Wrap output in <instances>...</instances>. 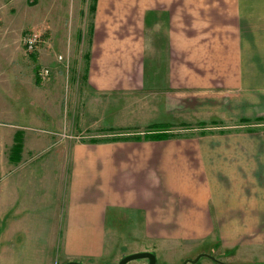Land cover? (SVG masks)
<instances>
[{
  "label": "crops",
  "instance_id": "crops-1",
  "mask_svg": "<svg viewBox=\"0 0 264 264\" xmlns=\"http://www.w3.org/2000/svg\"><path fill=\"white\" fill-rule=\"evenodd\" d=\"M24 1L0 0L1 54L12 66L28 68L20 77L31 82L30 91L38 90L41 108L49 119L57 117L58 129L23 127L19 119L32 121L36 105L24 90L13 102L24 108L12 117L0 114V264H103L111 256L107 237L122 245L127 227L141 245L129 252L166 257L202 248L227 261L254 257L263 264L264 124L237 122L264 117V77L257 75L259 62L244 53L253 44L239 39V2H216L205 11L195 0H96L90 28L67 29L54 24L59 19L43 0V41L27 54L15 25L18 12L10 10ZM161 27L165 59L154 47ZM204 27L208 33L199 37ZM56 47L66 51V63L58 62L63 55H52ZM37 64L51 69L42 88L35 82ZM162 64L165 78L151 68ZM69 81L80 83L67 93ZM160 83L186 94V105L169 122L185 124V133H119L104 141L59 137L72 105L88 117L76 124L80 134L174 129L161 118L165 109L152 117L141 106L147 94L158 97ZM129 96L140 97L134 117H116L133 105L117 98Z\"/></svg>",
  "mask_w": 264,
  "mask_h": 264
},
{
  "label": "rangeland",
  "instance_id": "rangeland-1",
  "mask_svg": "<svg viewBox=\"0 0 264 264\" xmlns=\"http://www.w3.org/2000/svg\"><path fill=\"white\" fill-rule=\"evenodd\" d=\"M43 0H26L24 1L23 6L21 8H10L11 11H17L18 15L16 17L17 21L15 22L16 27L21 29L22 37L25 33L30 32H37L42 35L43 40V34L41 33L43 31V23L47 21L48 18H45V12H46V6L45 4L42 5ZM48 3V6H50L51 10H53L52 13L56 15L57 19L59 20H53L55 25H60L61 27H65L67 29L73 27H84V28H90L93 21V9L96 3V0H45ZM196 3L202 7L206 6L204 8L205 11L210 10L215 6L214 3L221 2V1H229V0H195ZM235 1V0H234ZM239 2L240 10L238 9L239 19H237L236 27H239V39L242 40L244 43L247 42V44H253L254 50L247 49L244 53H247V57L250 59H255L259 62L260 66L259 68V74L261 75V78L264 77V0H237ZM1 5V4H0ZM61 6V9L59 8ZM78 7L81 11V16L78 13ZM31 14V15H30ZM177 16V15H176ZM178 18V16H177ZM156 27V25H154ZM197 31L200 33L199 37H203V35H207L208 29L204 27L203 29H197ZM154 39L156 40V43L154 44V47L156 49V53L159 54L161 59H165V48L166 44L164 42L165 40V32L164 28L161 27V30L157 31L154 34ZM85 42L88 41V34L85 33ZM42 43V42H41ZM41 43L37 47V50L41 46ZM67 45V43H66ZM24 46V45H23ZM2 45H0V114L3 118L12 117L13 110L18 111L23 109L24 107L20 103H13L16 101V98L19 97L20 90H24V92H28L30 94V98L36 105L34 107L35 116L32 121H30V118L27 120L26 118H20L19 121L24 125L25 129H36L39 131L40 129H48L52 133L57 131V117L55 118V115H51V118L49 119L50 115L43 110L40 106V96L38 90L30 91V87L32 85L31 82H28L27 79H23L21 75H26L28 68L23 67H15L12 66V64H9L7 61H4L3 56L1 53H4L5 50H3ZM24 48V47H23ZM65 49H67L65 47ZM260 50V58L257 56L256 52L257 50ZM36 50V51H37ZM27 54H33L36 51L29 52L25 50ZM52 55L56 58H58V55H63L65 57L63 59L62 56H59L58 62L66 63L67 61V53L66 51H63L60 47L51 48L50 49ZM29 56V55H28ZM61 57V58H60ZM154 59L157 57L154 55ZM63 59V60H62ZM58 60V59H57ZM56 63V61H55ZM56 65H58L56 63ZM50 70L51 69L48 66H45ZM44 66H40V64H37L36 71L37 76L35 77L36 85L37 87L42 88V83L44 81L49 80L48 76H43L42 71L45 68ZM153 71L156 72V75L160 73H163V77L165 78V66L162 64L158 67L152 65ZM23 70L19 72L18 70ZM69 73L74 74V71H71V67H67ZM165 69V70H164ZM64 70V69H63ZM155 75V76H156ZM154 76V77H155ZM162 77V76H161ZM80 82H68L67 88H70L67 90V93L71 91V87H78ZM19 85V86H17ZM34 92V93H30ZM80 92V93H79ZM79 98L81 97V89L78 90ZM158 97H155L153 95H148L146 98L141 99V106L143 108H146L150 110L149 116L159 117L162 110L165 109L167 114H164V117L161 116V118L164 119V121L167 123L166 126H171L173 122L171 118V114L173 112H177L179 110V105H181L182 102H185L186 105V94L183 93H170L168 91L167 86L165 83L159 84V93H157ZM75 96V92L73 97ZM76 97L78 95L76 94ZM23 98H26L25 96ZM78 98V100H79ZM168 98V99H167ZM120 102H128L133 103L132 107H126L125 109H121L120 113L116 116L118 118L126 119L130 115L134 117L135 110L140 107V97L139 96H129L126 98H117ZM167 100V101H166ZM167 102V103H166ZM22 103L26 104L29 103L28 100L24 99L22 100ZM81 104L79 105L80 108ZM166 106V107H165ZM82 107V106H81ZM78 108V109H79ZM29 109V108H28ZM33 107H31V110ZM131 109V110H130ZM130 110V111H129ZM76 106L72 105L70 112L67 116L63 114L62 119H64V116L66 117V124L61 133L59 134V137L64 136H74L79 137L78 139L84 140V141H104L108 139H117L123 137V138H164V137H173L174 135H179L181 133H185L188 129L186 127H181L185 124H179L174 129L171 130H161V131H148V128H143L146 130H139L136 128H126V129H113L107 128L105 131H98L97 129L93 128V130H88L89 132H85L83 134H80L82 131H80V126H77V123H80V119H86L88 117H85L84 115L81 116L80 114H76ZM30 112V109H29ZM129 113V114H128ZM140 113V111H139ZM45 114V124L43 125L41 123L42 121V115ZM146 114L145 112H141V115ZM148 114V113H147ZM252 120H244L243 123L237 122L240 126H259L260 124H264V117H258L253 118ZM154 125V124H153ZM100 126V124H99ZM143 126V125H140ZM152 126V125H147ZM156 126V125H155ZM191 126V125H187ZM155 130V129H154ZM84 132V131H83ZM121 133L122 135H118ZM115 134V135H114ZM129 134V135H128ZM20 136V134H17ZM96 136L95 138H90L89 136ZM114 227V226H113ZM124 227L117 226V229L119 232H122L121 230ZM127 238L122 241V245L120 243L114 241L113 235L107 237V248L109 249L111 256L108 260L104 261L103 264H118L119 261L124 258L125 256H128L130 254L138 253V252H129L130 249L135 248L136 242L131 240L132 238V230L130 227H127ZM137 247H141V245H138ZM117 248V249H116ZM142 252V251H140ZM143 252H150V251H143ZM122 253V254H121ZM156 256V264H184L187 262V264H220L217 261H222V264H261L259 263V260L256 258L249 259L247 262L241 263V261H227L225 258H221L219 254H215L211 251L205 252L204 249L199 248L196 252H188V253H174V254H168L166 257H161L160 255H157V253L151 252ZM116 254V256H114ZM118 254H121L120 256H117ZM187 255V256H186ZM209 255V256H208ZM114 256V257H113ZM113 257V258H112ZM118 257V258H116ZM197 259V261L194 262V260ZM113 260V261H112ZM127 264H149V260L146 258H139L129 261ZM264 264V263H263Z\"/></svg>",
  "mask_w": 264,
  "mask_h": 264
},
{
  "label": "built area",
  "instance_id": "built-area-1",
  "mask_svg": "<svg viewBox=\"0 0 264 264\" xmlns=\"http://www.w3.org/2000/svg\"><path fill=\"white\" fill-rule=\"evenodd\" d=\"M42 35L37 32H30V33H25L24 36L22 37V43L25 46V49L29 52L36 51L37 47L39 44L42 42ZM61 58V57H60ZM44 70L42 71L43 76H48L50 77V70L45 67L43 68Z\"/></svg>",
  "mask_w": 264,
  "mask_h": 264
},
{
  "label": "water",
  "instance_id": "water-1",
  "mask_svg": "<svg viewBox=\"0 0 264 264\" xmlns=\"http://www.w3.org/2000/svg\"><path fill=\"white\" fill-rule=\"evenodd\" d=\"M139 258H146L149 260V264H156V256L151 252H138V253L130 254L124 257L119 264H127L129 261ZM194 261H197V259ZM65 264H82V263L78 261H70Z\"/></svg>",
  "mask_w": 264,
  "mask_h": 264
},
{
  "label": "flooded vegetation",
  "instance_id": "flooded-vegetation-1",
  "mask_svg": "<svg viewBox=\"0 0 264 264\" xmlns=\"http://www.w3.org/2000/svg\"><path fill=\"white\" fill-rule=\"evenodd\" d=\"M125 257H126V256H125ZM122 259H123V258H122ZM122 259H121V260H122ZM121 260H120V261H121ZM195 260H196V259H195ZM120 261H119V263H120ZM194 262H195V261H194ZM217 262L219 263V261H217ZM119 263H118V264H119ZM184 264H187V262H186V263H184Z\"/></svg>",
  "mask_w": 264,
  "mask_h": 264
}]
</instances>
